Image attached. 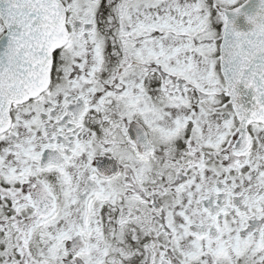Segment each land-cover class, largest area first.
<instances>
[{
	"label": "snow or ice",
	"instance_id": "snow-or-ice-1",
	"mask_svg": "<svg viewBox=\"0 0 264 264\" xmlns=\"http://www.w3.org/2000/svg\"><path fill=\"white\" fill-rule=\"evenodd\" d=\"M0 264H264V0H0Z\"/></svg>",
	"mask_w": 264,
	"mask_h": 264
}]
</instances>
